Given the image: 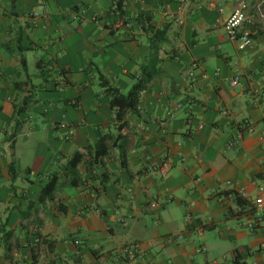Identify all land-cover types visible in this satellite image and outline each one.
I'll use <instances>...</instances> for the list:
<instances>
[{"label": "crops", "instance_id": "1", "mask_svg": "<svg viewBox=\"0 0 264 264\" xmlns=\"http://www.w3.org/2000/svg\"><path fill=\"white\" fill-rule=\"evenodd\" d=\"M239 1L0 0V264H264V229L249 227L264 185V0H246V50L223 28ZM163 29L159 75L119 127L102 82L127 93ZM245 120L255 130L229 149Z\"/></svg>", "mask_w": 264, "mask_h": 264}, {"label": "built area", "instance_id": "2", "mask_svg": "<svg viewBox=\"0 0 264 264\" xmlns=\"http://www.w3.org/2000/svg\"><path fill=\"white\" fill-rule=\"evenodd\" d=\"M181 2H184L186 0H180ZM248 3L246 0H240L237 5L234 7V9L231 11L229 16L225 19L223 22V28L228 36L229 39L237 41L238 47L240 50H246L249 47L253 45V38L250 34V32L243 30V26L246 23L248 16H247V10H248ZM44 10V5L40 4L38 6V11L35 13V15H40L42 11ZM197 67V63H192L187 68V75L192 79L195 78V68ZM241 78L239 75H235L231 81L232 86H238L240 84ZM159 123L161 126H165L167 123L166 119L160 118ZM62 128L66 129L65 131V138H71L74 134V129L72 127H69L66 123H61L60 125ZM255 130L254 125L248 121L245 120L241 124V130L240 134L236 137H233L230 139L227 143V147L229 149H235L237 150L239 148V143L241 140V135L243 133L248 132L251 133ZM171 164L168 160H165L158 168L155 169L156 172H159L161 175H165L168 170L170 169ZM200 179H197L199 181ZM229 185L232 186L231 182H228ZM238 194L241 197H248V193L246 189H239ZM253 207H254V216L249 222V227L251 229H264V185H259L257 187L256 194L253 198ZM76 243H79V241H76ZM205 250V248H202ZM139 247L136 245L132 249L125 248L122 253L126 258L134 259L136 254L139 253ZM157 264V263H153ZM171 264V263H168ZM211 264H218L215 262H212Z\"/></svg>", "mask_w": 264, "mask_h": 264}, {"label": "trees", "instance_id": "3", "mask_svg": "<svg viewBox=\"0 0 264 264\" xmlns=\"http://www.w3.org/2000/svg\"><path fill=\"white\" fill-rule=\"evenodd\" d=\"M120 1L117 2L119 7ZM166 40V29L156 30L154 33V38L151 41V56L156 58V60L151 65H142L140 67L139 78L136 83L130 88L127 93H122L119 89L110 86L106 82H102L103 87H106L107 92L111 95L110 105L115 110L116 117L119 122V127H124L125 123L123 118L126 116L127 112L134 111L138 107L140 94L144 91H149L151 88L152 80L159 75V69L156 67L157 63V54L161 49V44ZM22 48V46H21ZM21 63L26 66L25 59H22ZM106 136H103L99 141V150H96L94 153V158L97 160L102 157L100 151H105L104 142ZM89 147L77 151L74 156L70 159L69 165L74 169L81 161L85 153H90ZM10 172L12 175V180L15 181L17 178V169L15 163H10ZM58 174H53L50 179L43 186L42 194L40 199L44 200L50 196L55 190L58 183ZM72 185V184H70ZM41 236V235H39ZM36 257V255L34 256Z\"/></svg>", "mask_w": 264, "mask_h": 264}, {"label": "rangeland", "instance_id": "4", "mask_svg": "<svg viewBox=\"0 0 264 264\" xmlns=\"http://www.w3.org/2000/svg\"><path fill=\"white\" fill-rule=\"evenodd\" d=\"M210 231H213V230L210 229ZM208 232H209V230L206 233H208ZM37 251H38V253H40L41 252V249H38Z\"/></svg>", "mask_w": 264, "mask_h": 264}]
</instances>
